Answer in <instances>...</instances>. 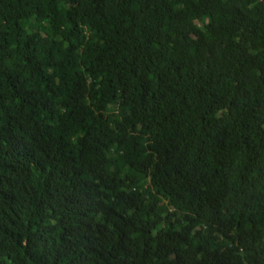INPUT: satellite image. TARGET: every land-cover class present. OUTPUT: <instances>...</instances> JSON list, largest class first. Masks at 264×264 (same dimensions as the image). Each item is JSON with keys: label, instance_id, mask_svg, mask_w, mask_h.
<instances>
[{"label": "trees", "instance_id": "trees-1", "mask_svg": "<svg viewBox=\"0 0 264 264\" xmlns=\"http://www.w3.org/2000/svg\"><path fill=\"white\" fill-rule=\"evenodd\" d=\"M0 264H264V0H0Z\"/></svg>", "mask_w": 264, "mask_h": 264}, {"label": "rangeland", "instance_id": "rangeland-1", "mask_svg": "<svg viewBox=\"0 0 264 264\" xmlns=\"http://www.w3.org/2000/svg\"><path fill=\"white\" fill-rule=\"evenodd\" d=\"M203 24V23H202Z\"/></svg>", "mask_w": 264, "mask_h": 264}]
</instances>
